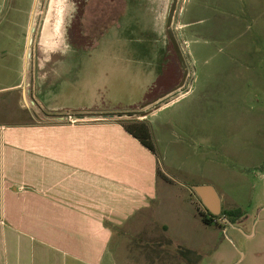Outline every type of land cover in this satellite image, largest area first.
Segmentation results:
<instances>
[{"label": "crops", "instance_id": "1", "mask_svg": "<svg viewBox=\"0 0 264 264\" xmlns=\"http://www.w3.org/2000/svg\"><path fill=\"white\" fill-rule=\"evenodd\" d=\"M37 1L0 0V25L8 23L25 30L20 53H13L12 46L0 50V69L10 70L15 57L19 66L16 70L20 68L27 75L25 82L21 73L20 79L0 87V94L20 92L24 102L16 100L22 109L29 110L33 105L53 112L38 119L29 110L28 120L0 123V264H169L174 259L190 264L196 251L193 246H201L197 234L186 244L191 248L178 247L176 254L158 256L155 246L173 245L184 232L194 231L205 222L184 198L170 194L167 199L165 193L175 185L184 186L164 168L167 178L158 175L155 153L121 122L128 119L121 113L141 111L144 114H133V119L149 120L148 114L187 94L189 89L172 96L184 86L175 89L182 74L139 110L92 108L90 98L96 87L74 86L69 76L74 77L76 71L70 62L61 71L53 67V63L64 61L74 47L63 28L64 19L60 34L54 37V47L48 51L39 47L47 8L37 40L38 63L41 58L43 61L32 72L35 64L31 67L28 58L40 7ZM21 13L27 15L25 24L16 21ZM186 24L178 21L174 32ZM9 34L0 27V45L6 37L13 41ZM105 42L108 50L100 51L98 58L106 69H115L114 78L122 82L117 89L127 87L137 96H146L162 75L168 53L135 50L127 45V37L108 38ZM16 43L20 45V38ZM100 43L97 40L92 46ZM105 71L104 75L109 76ZM50 74L69 81L48 86L43 80ZM28 78L32 80L29 85ZM67 90L72 94L81 91L89 99H76L68 105L50 101L57 92L66 94ZM163 98L166 100L160 102ZM167 123L173 126V121ZM161 185L166 187L164 192ZM189 199L192 203L194 198Z\"/></svg>", "mask_w": 264, "mask_h": 264}, {"label": "rangeland", "instance_id": "2", "mask_svg": "<svg viewBox=\"0 0 264 264\" xmlns=\"http://www.w3.org/2000/svg\"><path fill=\"white\" fill-rule=\"evenodd\" d=\"M174 1L66 0L63 28L76 39L77 45L90 44L111 25L100 39V45L71 47L70 55L64 61L53 63V67L61 71L70 62L76 71L74 77L69 76L74 86L96 87L90 98L92 108L139 110L147 100L159 94L163 86L148 98L137 96L135 90L127 87L122 91L117 89L120 83L114 78L115 69H106L101 63L103 60L98 58L100 51L108 50L105 41L127 37V45L135 50L168 52L173 57L172 49L168 47L170 14L173 30L178 21L187 23L180 31H175L186 65L181 61L184 86L172 96L189 91L170 106L148 114L161 166L184 186L175 185L165 196L168 200L170 194L184 198L199 212L198 208L204 210L205 205L191 186L210 184L221 196L224 209L240 208L244 214L234 222H223L222 226L205 224L184 232L173 245L155 246L156 252L161 256L176 254L178 247L191 248L186 244L194 241L197 234L201 246H193L196 251L192 253L190 264H264V0H176L173 8ZM37 2L40 7L34 21L35 30L31 32L33 41L29 44L28 62L31 67L35 64L32 72L37 71L38 32L49 0ZM81 3L85 4L82 10L78 7ZM16 17L18 23H26L25 13ZM2 19L3 16L0 22ZM1 26L10 33L13 41L6 37L0 50L12 46L13 53H20L25 30L8 23ZM17 38H20L19 46ZM16 62L13 57L10 70L0 69V87L20 79L21 73L25 82L27 75L20 68L16 70ZM105 70L109 73L107 77ZM63 80L50 74L43 81L48 86L69 81ZM31 82L28 78L27 85ZM7 95L6 92L0 94V123L28 120L31 114L39 119L53 113L30 105V114L18 105L17 100L24 102L20 92H14L12 97ZM55 95L50 98L51 102L67 105L76 99V102L89 99L78 90L74 94L67 90L66 94L60 91ZM28 98L34 99L33 96ZM70 107L73 111L77 109ZM123 114H127L126 120H133V114H144V111ZM167 121H173L174 127ZM161 186L164 192L166 187ZM190 196L194 198L193 204ZM179 200H176L177 204ZM169 264L180 263L174 259Z\"/></svg>", "mask_w": 264, "mask_h": 264}, {"label": "trees", "instance_id": "3", "mask_svg": "<svg viewBox=\"0 0 264 264\" xmlns=\"http://www.w3.org/2000/svg\"><path fill=\"white\" fill-rule=\"evenodd\" d=\"M169 49L173 53V57H170L169 53L167 58L165 59L164 69L162 75L156 80L155 85L149 90L146 97L148 98L155 90L158 91L160 86L163 87H170V84L176 83L182 74V62L179 59L171 41H169ZM170 57V58H169ZM177 62V63H176ZM162 92V91H161ZM158 95V94H157ZM148 101V100H147ZM123 113H121L122 115ZM114 115V114H113ZM122 124L124 125L125 129L137 137L143 145L149 148L155 155L157 156L159 165H158V175L164 176L162 167H161V157L158 150L157 143L154 141L151 125L150 122L146 119H133V120H121ZM166 177V176H164ZM167 178V177H166ZM199 214L202 217L205 224H215L217 226H222L220 222L216 220L221 217H226L228 220L232 222L235 221L237 217H241L244 212L240 208H230L224 209L220 214H213L208 210L206 207L204 210L199 209Z\"/></svg>", "mask_w": 264, "mask_h": 264}, {"label": "water", "instance_id": "4", "mask_svg": "<svg viewBox=\"0 0 264 264\" xmlns=\"http://www.w3.org/2000/svg\"><path fill=\"white\" fill-rule=\"evenodd\" d=\"M53 0H49L47 10L43 19L42 30H41V42L39 47L41 46L42 51L51 50L52 47L55 45L54 37L60 34V29L62 27L63 19H64V12H65V2L61 0L58 5L57 13H54L50 18V9ZM58 1V0H57ZM177 4L176 0L174 1L173 8ZM57 5V4H56ZM172 14L169 17V24L167 27L168 34L170 41L179 57V59L185 63V58L177 41L176 35L172 27L170 26ZM185 78H182V81L175 89H179L181 86L184 85ZM195 193L198 195L200 200L203 202L205 207L210 210L213 214H220L222 211V199L219 195L218 191L213 185L206 184V185H195L193 186Z\"/></svg>", "mask_w": 264, "mask_h": 264}, {"label": "flooded vegetation", "instance_id": "5", "mask_svg": "<svg viewBox=\"0 0 264 264\" xmlns=\"http://www.w3.org/2000/svg\"><path fill=\"white\" fill-rule=\"evenodd\" d=\"M55 1H56V0H53V1H52V3H53V8L55 7V8H54V12H53V14H54V13H57V9L59 8V7H58L59 3H56ZM60 1H61V0H58V2H60ZM65 1H66V0H63V3H64ZM56 4H57V5H56ZM55 5H56V6H55ZM84 5H85L84 3H81V4L78 6L79 9H80V10L84 9ZM123 9H124V7L122 8V11H123ZM50 11H51V9H50ZM122 11H121V12H122ZM120 14H121V13H120ZM120 14H119V16L122 15V14H121V15H120ZM49 16H51V15L49 14ZM119 16H117V18H118ZM110 25H111V24H110ZM110 25L107 26V27H105L104 30H103V32H102L101 34H98L96 37H94V38H93V42H91L90 44L77 45V41H76V39L70 37L68 34H67V35H68V37H69V39H70L71 44H73L74 47H77V46H78V47H79V46H88V45H89V46H92V45L95 43V41L101 39V37H102L103 34L107 31V29L110 27ZM65 29H66V27H65ZM83 38L86 40L85 37H83ZM83 38H80V39H83ZM95 38H96V39H95ZM87 40H88V39H87ZM83 42H85V41H83ZM83 42H82V43H83ZM41 59H42V58H41ZM41 59H40V62H39L40 65H41V63H42V61H43V60H41ZM39 63H38V64H39Z\"/></svg>", "mask_w": 264, "mask_h": 264}, {"label": "built area", "instance_id": "6", "mask_svg": "<svg viewBox=\"0 0 264 264\" xmlns=\"http://www.w3.org/2000/svg\"><path fill=\"white\" fill-rule=\"evenodd\" d=\"M31 42H32V41H31ZM216 221H217V222H220L221 224H223V222L228 221V219H227L226 217H221V218H218Z\"/></svg>", "mask_w": 264, "mask_h": 264}, {"label": "bare ground", "instance_id": "7", "mask_svg": "<svg viewBox=\"0 0 264 264\" xmlns=\"http://www.w3.org/2000/svg\"><path fill=\"white\" fill-rule=\"evenodd\" d=\"M55 2L58 3L57 0H56ZM55 6H56V5H55ZM54 8H55V7H54ZM54 8H53V3H52V4H51V11H50V15H51V16L53 15ZM51 16H49V18H50Z\"/></svg>", "mask_w": 264, "mask_h": 264}]
</instances>
